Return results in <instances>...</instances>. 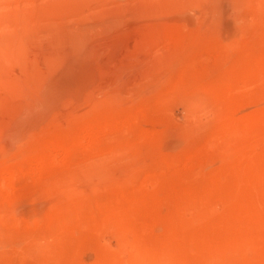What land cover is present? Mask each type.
I'll list each match as a JSON object with an SVG mask.
<instances>
[{
    "label": "rangeland",
    "instance_id": "obj_1",
    "mask_svg": "<svg viewBox=\"0 0 264 264\" xmlns=\"http://www.w3.org/2000/svg\"><path fill=\"white\" fill-rule=\"evenodd\" d=\"M0 264H264V0H0Z\"/></svg>",
    "mask_w": 264,
    "mask_h": 264
}]
</instances>
